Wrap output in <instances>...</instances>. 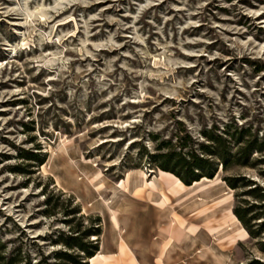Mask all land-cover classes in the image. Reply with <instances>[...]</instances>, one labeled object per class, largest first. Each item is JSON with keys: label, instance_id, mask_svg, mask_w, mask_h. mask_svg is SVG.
<instances>
[{"label": "rangeland", "instance_id": "rangeland-1", "mask_svg": "<svg viewBox=\"0 0 264 264\" xmlns=\"http://www.w3.org/2000/svg\"><path fill=\"white\" fill-rule=\"evenodd\" d=\"M226 130L231 155L260 149L245 166L218 162L213 183L181 196L197 209L173 198L181 218L165 225L253 204L248 216L264 222V201L246 194L264 189V0H0V255L53 264L61 234L98 231L84 241L110 257L102 264L155 262L151 156L199 153L204 132ZM226 177L254 186L232 190ZM246 236L235 263L264 262Z\"/></svg>", "mask_w": 264, "mask_h": 264}, {"label": "crops", "instance_id": "crops-1", "mask_svg": "<svg viewBox=\"0 0 264 264\" xmlns=\"http://www.w3.org/2000/svg\"><path fill=\"white\" fill-rule=\"evenodd\" d=\"M157 176H159L157 179L159 182L148 184L145 181L144 183V187L150 191L148 196L149 205L159 216L158 218L156 217L153 227L156 237H153L148 244V253L152 254L150 258L155 259V262L151 264H180L179 259L182 258V254H192V258L186 261L185 264H236L238 244L245 240L247 233L229 210L227 211L228 215L222 218L218 217V215L214 216V212L209 210L201 215L200 221L196 224H179L177 228L172 227L174 224H171V227L165 225V220L170 219L172 215L181 218L179 213H174L177 208L173 207L175 206L173 198L178 199V209L180 207L183 211L186 209L193 210V208L195 210L197 209L196 206L199 205L196 201H201V199L196 198L193 201L195 199L193 196L181 199L182 194L196 185L205 182L213 183L214 181L203 179L191 186H184L171 173L162 171ZM166 180H171L172 182L169 187L161 183V181ZM165 189L167 192L164 191ZM171 194L175 196L171 197ZM223 203L224 201H220L218 207L222 206ZM107 207L110 208L109 205ZM170 210L173 213H170ZM115 215L116 213L111 209L112 221L118 227L119 224ZM166 226L167 229H163ZM148 236L150 240L152 235ZM115 242L110 249L117 251L121 255L124 254L125 246L123 244L117 245ZM109 259L110 257L103 255L102 250H99L96 256L90 259L89 264H102Z\"/></svg>", "mask_w": 264, "mask_h": 264}, {"label": "trees", "instance_id": "trees-1", "mask_svg": "<svg viewBox=\"0 0 264 264\" xmlns=\"http://www.w3.org/2000/svg\"><path fill=\"white\" fill-rule=\"evenodd\" d=\"M242 134L243 131H240L239 138L236 141L241 139ZM229 135L228 130L224 131L223 136L214 135L211 132H204V138L210 143L201 144L199 146V153L194 151L183 152L172 150L163 154L152 155L151 159L154 163L158 164L159 171L169 172L177 177L185 186H191L195 182L206 178L213 179L217 173L218 162L224 171H226L231 163L238 166H245L247 162L240 163V157L243 155V158H247L253 149H260V147L255 148L253 144H247L236 155H231L230 140L233 134ZM185 145V143H182L180 148H185ZM224 181L232 190H237L240 187L254 186L253 182L246 180L245 177H226ZM246 194L256 201H264V189L258 186L250 188ZM253 205L249 208L235 206L232 212L247 232L249 238L256 240L255 243L258 250L264 254V241L261 238L264 233V222L258 226L253 222L258 220L259 216L257 214L248 216L251 209L255 207ZM262 205L261 207L264 208V204ZM93 234L98 236L100 232H86L77 236L61 234L58 238V243L64 246L65 250L61 249L52 253V259L55 261L53 264H89L90 259L98 253V247L96 244L88 243L84 240L85 237L92 236ZM46 258L44 257L40 261L32 263L28 254L23 255L17 249L9 256L0 255V264H49ZM246 264H264V262L252 259Z\"/></svg>", "mask_w": 264, "mask_h": 264}, {"label": "bare ground", "instance_id": "bare-ground-1", "mask_svg": "<svg viewBox=\"0 0 264 264\" xmlns=\"http://www.w3.org/2000/svg\"><path fill=\"white\" fill-rule=\"evenodd\" d=\"M107 205V204H106Z\"/></svg>", "mask_w": 264, "mask_h": 264}]
</instances>
